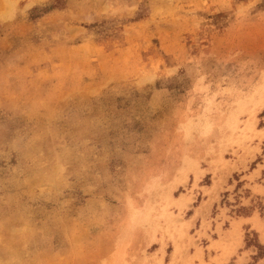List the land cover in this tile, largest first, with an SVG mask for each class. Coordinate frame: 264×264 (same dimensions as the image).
I'll return each instance as SVG.
<instances>
[{"label":"rangeland","instance_id":"obj_1","mask_svg":"<svg viewBox=\"0 0 264 264\" xmlns=\"http://www.w3.org/2000/svg\"><path fill=\"white\" fill-rule=\"evenodd\" d=\"M258 181L264 0H0V264H264Z\"/></svg>","mask_w":264,"mask_h":264},{"label":"crops","instance_id":"obj_2","mask_svg":"<svg viewBox=\"0 0 264 264\" xmlns=\"http://www.w3.org/2000/svg\"><path fill=\"white\" fill-rule=\"evenodd\" d=\"M262 175H263V170H260L258 174L250 173V176H253L252 178L254 179V182L259 180L262 177ZM247 177H248L247 180L250 181L251 179L249 178V176ZM248 188L250 189L249 195L246 198H244L243 201H244V205L250 209V206H253L254 204V199L259 200L264 197V184L258 181L257 183L250 184ZM239 230L246 232H248L249 230L250 232L257 233L259 234V239L261 241V233L264 232V222L261 219L260 213H258L257 210L253 208L250 214L237 217V219L235 220L234 227H232V231L234 232V234H237L239 233ZM233 238L235 240V243L237 241L239 242V239L236 238L235 235H233ZM243 238L244 237H242L241 239ZM243 244L244 241L241 240V245L239 249H237L236 251L238 258L236 259L234 258L236 264H248L250 261H252V254H254L256 251V248H250L247 246L243 247ZM241 247H243V251L241 250ZM240 259H243L244 261L239 262Z\"/></svg>","mask_w":264,"mask_h":264},{"label":"bare ground","instance_id":"obj_3","mask_svg":"<svg viewBox=\"0 0 264 264\" xmlns=\"http://www.w3.org/2000/svg\"><path fill=\"white\" fill-rule=\"evenodd\" d=\"M182 197H183V196H182ZM183 198H184V197H183ZM176 200H177V199H176ZM179 200H180V202L182 201V199H180V198H179ZM177 202H178V200H177ZM180 202H179V204H184V203H180ZM180 207H181V206H180ZM176 246H177V245H176ZM176 248H177V249H175V250H176L175 254H178V247H176ZM179 254H180V253H179ZM179 254H178V255H179Z\"/></svg>","mask_w":264,"mask_h":264}]
</instances>
